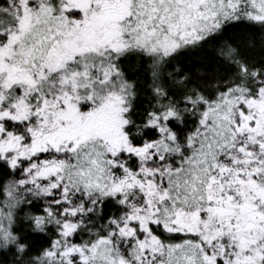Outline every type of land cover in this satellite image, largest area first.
I'll return each mask as SVG.
<instances>
[{
  "label": "snow or ice",
  "instance_id": "obj_1",
  "mask_svg": "<svg viewBox=\"0 0 264 264\" xmlns=\"http://www.w3.org/2000/svg\"><path fill=\"white\" fill-rule=\"evenodd\" d=\"M0 264H264V0H0Z\"/></svg>",
  "mask_w": 264,
  "mask_h": 264
}]
</instances>
